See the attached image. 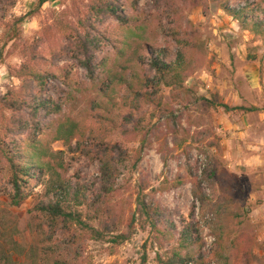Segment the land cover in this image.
I'll return each instance as SVG.
<instances>
[{
  "label": "rangeland",
  "instance_id": "rangeland-1",
  "mask_svg": "<svg viewBox=\"0 0 264 264\" xmlns=\"http://www.w3.org/2000/svg\"><path fill=\"white\" fill-rule=\"evenodd\" d=\"M38 1L17 0L12 14L25 16L37 9ZM121 1L128 13L138 11L143 17V33L130 37L117 20L107 18L97 33L101 47L96 61L101 65L95 81L75 53L68 54L63 48L77 30L85 31L83 21L93 15V0H50L26 19L18 46L10 43L4 51L0 96L20 85L9 70L22 64L25 48L38 45L39 54L62 74V112L57 120L73 123L78 132L70 146L46 131L42 137L52 153L45 175L29 182L27 198L20 205L0 199V264L4 250L15 264H33L31 250L41 252L48 244L58 248L57 258L64 264H160V258L172 256L176 249L199 258L198 263L189 264H264L262 40L243 30L215 0H204L203 5L196 0H176L174 9L156 8L153 0H141L138 7H133V0ZM228 1L231 7L245 3ZM5 32L2 27L0 47ZM177 35L192 40L187 89L174 91L161 83L153 99L137 96V92L153 89L140 82L148 71L135 53L142 48L146 53L145 48L153 46L175 50ZM54 53L61 54L57 63ZM252 55L258 60H251ZM203 98L256 109L226 111L208 105ZM98 136L120 143L127 151L120 164L117 190L109 209L75 200L74 208L98 229L111 211L118 222L114 234L129 238L114 243L113 234L95 240L83 231L75 236L59 231L49 238L47 222L37 206L52 197L57 186L84 187L97 182L99 162L73 147L79 140L88 143ZM196 173L204 176L209 199L204 205L197 203V232L189 243L182 244L181 230L191 222ZM143 203H160L162 209L172 212L176 229L170 230L164 223L159 224L160 231L153 229L152 218L142 212ZM222 229L227 258L223 260L216 255L215 235Z\"/></svg>",
  "mask_w": 264,
  "mask_h": 264
},
{
  "label": "trees",
  "instance_id": "trees-1",
  "mask_svg": "<svg viewBox=\"0 0 264 264\" xmlns=\"http://www.w3.org/2000/svg\"><path fill=\"white\" fill-rule=\"evenodd\" d=\"M50 0H39L36 10L25 16L16 17L12 14L17 0H0V29L6 28L3 46L0 47V64L4 58L5 49L17 47L22 39V25L26 19L34 15ZM141 0H133V7H138ZM156 8L163 6L168 9L176 7V0H153ZM198 5H203L204 0H196ZM221 3L222 8L236 19L241 28L249 31L255 37H259L264 44V0H244L241 6L231 7L228 0H215ZM93 15L83 21L84 32L77 30L75 38H69V44L63 46L68 54H74L78 63L84 68L88 76L94 81L99 79V63L96 61L100 50L101 24L107 18H113L123 26L128 36H141L144 28L143 17L138 11L131 15L121 0H93ZM178 5V4H177ZM188 36V35H187ZM75 39V40H74ZM179 46L170 48H145L135 53L139 63L145 67L148 74L140 82L153 89L152 92H137V96L153 99L157 88L161 83L174 91L187 89L185 84L188 73L192 69V40L190 37L176 36ZM67 45V46H66ZM119 47V46H117ZM39 46H28L21 52L23 62L20 66L10 68L12 77L20 80L19 86H14L8 92L0 96V199L7 198L11 206L20 205L27 198V185L31 180H38L46 173L48 158L52 150H48L42 135L51 131L55 140H64L72 146L77 134V127L73 123L59 122L57 116L62 112V74L54 64L50 65L46 58L39 54ZM120 49V48H119ZM122 52V50L120 49ZM123 53V52H122ZM60 53H54L55 63L61 58ZM250 57V56H249ZM251 60H258L257 55H252ZM106 65V64H102ZM119 80L118 83H120ZM133 87V83L125 82ZM108 92V87L105 88ZM108 95L110 96V90ZM112 99V96H111ZM110 99V100H111ZM208 105L222 106L226 111L245 110L253 111L256 108L231 107L227 104H218L214 99L203 98ZM75 152L80 151L88 158L94 159L100 164V176L92 186H57L52 197L43 200L37 206L38 213L45 218L48 226L49 238L59 231L62 233L86 232L91 239L102 240L107 234H113L112 242L121 243L129 237L127 234L114 233L118 229V222L109 211L107 218L102 221V229L92 226L84 219V214L75 210L74 200L78 203L88 201L93 207H110V200L117 190L120 177V164L126 160L127 151L120 143L107 142L104 137L92 138L88 143L78 142L73 147ZM142 155L138 157L141 161ZM165 164L168 159L165 158ZM3 179H5L3 183ZM204 176L194 174L193 197L194 202L191 211V222L181 230V241L189 243L194 238L196 224L194 222L197 203L205 204L208 198L207 190L203 187ZM142 212L152 218V228L159 230V224L170 226V230L176 229L173 213L162 209L159 204L148 205L143 203ZM106 217V216H105ZM185 223V221L183 220ZM169 231V229H168ZM217 237L216 255L226 258L224 231L215 234ZM58 248H52L51 244L45 245L41 252L31 250L29 257L33 264H64L58 257ZM3 264H15L13 256L2 251ZM199 262L193 252L180 254L178 249L168 258H160V264H189Z\"/></svg>",
  "mask_w": 264,
  "mask_h": 264
}]
</instances>
